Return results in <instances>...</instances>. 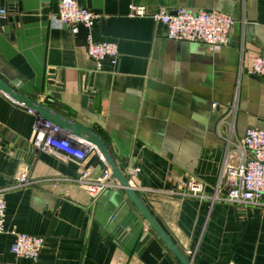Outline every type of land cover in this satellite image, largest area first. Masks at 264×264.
Segmentation results:
<instances>
[{"label": "crops", "instance_id": "0c3cea01", "mask_svg": "<svg viewBox=\"0 0 264 264\" xmlns=\"http://www.w3.org/2000/svg\"><path fill=\"white\" fill-rule=\"evenodd\" d=\"M58 1L0 0L7 12L0 17V79L97 131L123 173L138 163L140 201L192 264H264V203L167 195L196 177L211 196L228 144L247 128L264 130V77L250 73L251 59L264 55V0H77L97 19L76 34L52 21ZM132 4L147 15L130 17ZM177 8L231 16L227 45L210 51L168 39L150 15ZM88 33L94 42L116 45L114 66L104 61L96 69L86 53ZM50 71L63 74L67 94L78 92L80 73H90L87 89L101 99L94 122L70 109L77 99L63 94L64 103L44 89ZM33 121L0 91V189L13 187L22 165L32 182L3 191L4 228L44 241L31 262L13 256V237L1 234L0 264H180L122 188L90 197L71 183L42 182L72 177L76 168L34 149ZM86 167L93 178L107 168L95 153ZM225 193L221 181L218 194Z\"/></svg>", "mask_w": 264, "mask_h": 264}, {"label": "built area", "instance_id": "2783aa9c", "mask_svg": "<svg viewBox=\"0 0 264 264\" xmlns=\"http://www.w3.org/2000/svg\"><path fill=\"white\" fill-rule=\"evenodd\" d=\"M6 15V10L0 8V17L5 18ZM128 15L132 18L145 17L147 13L144 6L132 4L129 6ZM150 17L154 22L165 27L168 39L177 42L198 43L210 51H217L227 45L228 32L234 23L231 16L217 11H191L184 8L171 11L160 9L151 14ZM96 19L97 16L80 6L77 0H59L57 12L52 16V21L56 25L69 27L72 34H76L81 26L90 31ZM86 41V53L95 61L96 69H100L101 63L104 61H108L111 66L116 64L118 51L115 44L94 42L90 33H88ZM250 63V73L257 77H264V55L252 58ZM10 100L17 106L25 108L18 102ZM27 111L34 115L32 124V145L34 149L37 152L46 153L63 163L71 162L76 168L72 177L51 178L42 182H50L53 187L59 183H71L90 197H97L108 189L121 188L111 178L108 168L100 176L91 177V172L86 167V159L90 153H95L105 165L95 146L66 134L49 122L42 121L34 111L29 109ZM228 129L231 132L232 126L228 125ZM231 144L232 148L229 144L226 148L219 183L211 196L206 194L205 185L196 177L188 179L183 191L170 190L167 191V195L193 198L199 201L224 200L228 203L241 205L264 203L262 201V197H264V130L247 128L238 143ZM235 160L236 163H234ZM137 173V168H128L125 173L129 177V184L134 189V180ZM221 181H223L225 187L226 193L224 196L218 194ZM31 184L29 166L22 165L14 177L13 187L10 188H25ZM10 188L0 189V235L9 234L13 237L9 247V251L13 256L35 262L43 248V238L4 228L5 203L3 191Z\"/></svg>", "mask_w": 264, "mask_h": 264}, {"label": "water", "instance_id": "95a60500", "mask_svg": "<svg viewBox=\"0 0 264 264\" xmlns=\"http://www.w3.org/2000/svg\"><path fill=\"white\" fill-rule=\"evenodd\" d=\"M89 76L90 73L88 72L80 73L78 92L76 94H67V84L63 74L58 71H50L49 76H47L46 88L44 89L51 93L52 97H55L56 99L63 102V94H66L67 97L71 99H77L78 107L76 105H68L70 109H72V111L75 112V115L79 116L80 118H86L87 120L94 122L96 110L99 108V106H101V99L99 98V95H97L95 89H87V81ZM83 77L84 81L82 79ZM0 91L10 99L23 105L25 108L34 111L38 118L42 121L49 122L50 124L57 126L66 134L95 146L97 151L102 156L106 167L109 169L111 178L118 182L119 186L125 192L127 199L133 203L139 214L163 242L165 247L174 255L180 264H192L191 260H189L186 255L181 253V251L174 245L166 233L160 228L147 208L142 204L135 189L129 184V177L122 172L121 167L114 159L108 144L102 135H100L93 128L80 123L76 119H73L74 117L71 118L70 116H66L50 108L47 104H50L49 102L51 101L45 103L42 101L26 98L9 87L1 79ZM123 163L124 166L129 165L127 156H123ZM137 167L138 163L134 162L131 164L132 169H136Z\"/></svg>", "mask_w": 264, "mask_h": 264}]
</instances>
